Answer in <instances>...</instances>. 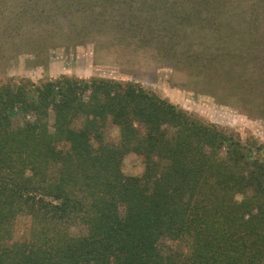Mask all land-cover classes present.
I'll list each match as a JSON object with an SVG mask.
<instances>
[{"label": "trees", "instance_id": "1", "mask_svg": "<svg viewBox=\"0 0 264 264\" xmlns=\"http://www.w3.org/2000/svg\"><path fill=\"white\" fill-rule=\"evenodd\" d=\"M140 1L0 0V43L12 51L10 35L30 23L45 39L57 17L97 23L109 3ZM242 3L145 5L217 32ZM253 152L135 82L0 81V264H264V160ZM129 154L143 158L141 175L124 173ZM20 215L31 234L14 242Z\"/></svg>", "mask_w": 264, "mask_h": 264}, {"label": "rangeland", "instance_id": "2", "mask_svg": "<svg viewBox=\"0 0 264 264\" xmlns=\"http://www.w3.org/2000/svg\"><path fill=\"white\" fill-rule=\"evenodd\" d=\"M152 1L141 0L134 11L126 5L113 10L109 3L107 11L96 12L97 23L78 12L68 27L65 18L57 17L45 39L31 23L13 31L9 46L15 50L0 43V81L36 83L67 76L135 82L194 117L238 134L264 160V0H243L240 12L226 14L217 32L182 26L165 10L153 14L145 5ZM108 139L117 141L115 128L109 127ZM144 166L141 156L129 154L123 171L138 176ZM31 227L30 216H18L12 240L29 239Z\"/></svg>", "mask_w": 264, "mask_h": 264}]
</instances>
